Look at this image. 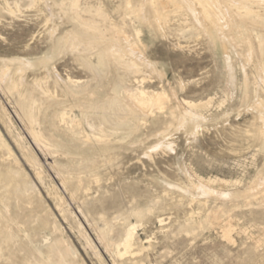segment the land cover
Listing matches in <instances>:
<instances>
[{"label":"rangeland","instance_id":"1","mask_svg":"<svg viewBox=\"0 0 264 264\" xmlns=\"http://www.w3.org/2000/svg\"><path fill=\"white\" fill-rule=\"evenodd\" d=\"M62 1L70 0H0V69L22 67L28 85L40 78L51 97L39 90L33 94L34 113L39 111L41 124L35 126L55 122L54 142L45 147L34 144L16 95L0 84V158L8 156V149L10 158H17L12 165L0 162V183H6L0 184V217L4 218L0 219V264H60L52 249L59 241L62 249L69 247L65 264H101L86 238L111 264L115 254L99 239L105 223L111 242L126 226H135V244L147 264H264V48L262 54L256 52L255 37L264 41V23L250 25L254 51L245 60L246 45L224 43L215 33H198L185 21L188 17L178 13L170 14L161 29L127 16L125 30L132 42L138 43L139 30L142 65V71L129 75L122 66L98 63L94 51L86 52L84 58L92 61L86 67L75 52L53 55L50 29L57 28L56 34L79 30L70 11L57 7ZM79 1L83 6H100L114 22L123 23V0ZM262 4L252 5V11L262 12ZM49 58L52 61L43 67L40 60ZM67 76L93 90L83 100L82 114L72 99L54 102ZM55 78L61 83L57 85ZM136 87L163 89L168 97L164 108L120 125L116 117H124L126 111L115 115L116 111L111 114L106 109L103 116L101 105L113 99L114 92L122 97L126 89ZM187 101L204 105L191 108ZM63 107L68 120L80 122V131L90 142L64 133L54 119ZM189 113L196 119L183 122ZM99 133L109 140L99 142L100 146ZM30 156L35 163L28 161ZM15 172L18 176H13ZM63 181H69V191ZM201 186L211 192L200 191Z\"/></svg>","mask_w":264,"mask_h":264},{"label":"bare ground","instance_id":"2","mask_svg":"<svg viewBox=\"0 0 264 264\" xmlns=\"http://www.w3.org/2000/svg\"><path fill=\"white\" fill-rule=\"evenodd\" d=\"M31 2H34L36 0H29ZM262 4L264 5V0H123L122 4L120 5L123 9L124 13V20L123 23L120 22L116 23L113 21V19L110 18V16L102 10L100 6H83L80 4L79 0H70L68 3L65 1L61 2L60 4L57 5V7L60 10H63L65 13H67L66 10H69L67 14L72 17V21L75 22L79 27V30L76 28L67 30L63 32L62 34H56L57 28H52L50 29L48 35L51 40L52 44V50H53V55H62L66 54V52H72V53H77L82 60V64L84 67L91 65V62L86 56V52H91L94 51L98 57V63H107V64H114V65H119L122 66L129 75L130 73H138L141 70V63L140 58L138 57L139 55L141 56V53L139 52L140 47L139 44L140 40L138 38L139 30L136 31V40H138V43L132 42L127 35V30H125V20L127 16L129 18H134L138 19L139 22H153L151 23L152 25L155 24L158 29H161L162 24L166 23L167 17L174 13L177 15H183L184 18L188 17V19H185V21H189L188 26L190 28H193L196 32L198 33H215L216 35L219 36L220 38L225 42H229L231 44L235 45H246L247 46V53L242 55L244 59H248L250 52L254 51L251 45H250V40L251 38L253 39V35L250 32V25H256V24H263L264 23V10L262 7V12H255L252 11L251 6L257 5V4ZM119 6V5H118ZM117 6V7H118ZM119 6V7H120ZM252 6V7H253ZM261 7V5H258ZM9 8V7H8ZM254 8V7H253ZM104 9V8H103ZM255 9V8H254ZM59 10V11H60ZM10 12H13L11 9H9ZM61 12V11H60ZM59 12V14H60ZM13 14V13H12ZM66 14V16H67ZM63 15V14H62ZM175 15V16H176ZM69 17V16H68ZM70 17V18H71ZM121 17V16H120ZM67 18V17H66ZM180 18V17H179ZM70 20V19H68ZM179 20V19H178ZM168 22V21H167ZM169 24V23H168ZM187 24V25H188ZM150 25V24H148ZM151 25V26H152ZM181 24L180 26H182ZM186 25V24H185ZM184 25V26H185ZM252 26V27H253ZM166 27V26H165ZM186 27V26H185ZM184 27V28H185ZM250 27V28H252ZM256 27V26H255ZM259 27V26H257ZM192 29V30H193ZM254 29V27H253ZM252 29V30H253ZM165 30V29H164ZM181 30H183L181 28ZM193 30V31H194ZM189 31V30H188ZM188 31H185L184 33H188ZM195 32V33H196ZM190 33V31H189ZM192 33V31H191ZM181 34V33H180ZM197 35V33H196ZM211 35V34H210ZM212 36V35H211ZM255 36V35H254ZM257 38V48L256 52H259L262 54L263 48H264V41L261 39L260 36H255ZM48 38V37H47ZM133 38V37H132ZM134 39V38H133ZM132 39V40H133ZM223 44V43H222ZM245 47V46H244ZM254 47V46H253ZM139 48V49H138ZM226 49V48H225ZM50 51V50H49ZM70 53V54H72ZM255 53V52H254ZM258 53V55H259ZM48 54V53H47ZM89 54V53H88ZM91 54V53H90ZM260 54V55H261ZM75 55V56H76ZM44 58V57H43ZM90 58V57H89ZM144 58V57H143ZM96 59V58H95ZM4 60V59H3ZM2 60V61H3ZM17 60V59H16ZM15 60V63H16ZM20 60V59H19ZM97 60V59H96ZM18 61V60H17ZM40 64L43 65V67L47 68V64L52 61V58L46 59L44 61L40 60ZM80 61V60H78ZM143 60H141L142 62ZM81 62V61H80ZM144 62V61H143ZM7 63V62H6ZM11 63V62H10ZM14 63V61H13ZM28 63V62H27ZM145 63V62H144ZM20 66L23 63H18ZM25 64V63H24ZM143 64V63H142ZM14 65V64H13ZM27 65V64H26ZM33 65V64H32ZM40 65V67H41ZM86 65V66H85ZM50 66V65H49ZM118 67V66H117ZM22 68V67H21ZM21 68L18 66L13 69H0V84H5L7 89L12 92L13 94L16 95L17 97V102L19 103V106L21 108V111L25 115V119L28 120L29 122V127H28V132L29 136L34 144L37 146H50L52 140L54 131H55V122L48 121L50 124L49 126H41L43 128H37L35 125H39V120L38 117L40 116V113L37 112L35 115L34 113V108L33 105L35 103V99L33 94L35 93L36 90H39L45 97L51 95H48L47 88L44 87L42 84V81L40 78L33 79L32 84L28 85L26 81H24V74L21 73ZM94 69L93 67L90 69ZM263 70V69H262ZM259 71V70H258ZM23 72V71H22ZM99 72V71H98ZM260 72V71H259ZM264 73V72H263ZM135 76V75H134ZM138 76V75H137ZM34 78V77H33ZM36 78V77H35ZM122 79V78H121ZM144 79L143 77L138 80V83H142ZM55 82L58 85V83H61L57 78H55ZM136 80V79H135ZM137 81V80H136ZM60 85V91L59 94H55L54 102L55 103H64V101H68V99H72L76 106L80 109L81 114L84 113V106L83 103L85 100V97L89 91V85L83 82H80L78 79H73L70 76H67L65 80H62V83ZM47 86V85H46ZM53 86V85H52ZM55 86V83H54ZM2 87V86H1ZM3 88V87H2ZM56 88V86H55ZM5 90V89H4ZM114 90V89H113ZM125 90V89H124ZM93 91V90H92ZM91 91V92H92ZM91 92L89 94H91ZM56 93V92H55ZM115 97L111 99L107 104L101 105V109L103 110V116L105 115L106 109L109 110L108 112H115V115L117 111H126L124 112L125 115L124 117H116V124H124L125 121H128L131 119V121H135V119H140V116H145L147 115L148 112L153 113V109H162L164 108V105L167 102V95L163 89L161 90H148L145 89L144 87H136L134 89H126L124 95L122 97H116V92ZM51 94V93H50ZM54 94V93H53ZM88 94V95H89ZM94 94V93H93ZM97 94V93H96ZM95 94V95H96ZM92 96V95H90ZM101 96V95H100ZM42 97V95H41ZM40 97V98H41ZM112 97V96H111ZM39 98V97H38ZM52 99V98H51ZM43 100V98L41 99ZM50 100V99H49ZM48 100V101H49ZM53 100V99H52ZM47 101V100H46ZM87 101V99H86ZM53 102V101H52ZM53 102V103H54ZM49 103V102H48ZM188 106L191 108H199L203 107V103H194L191 101L186 102ZM261 103V102H260ZM37 105V103H35ZM40 104V103H39ZM73 104V103H72ZM87 104V103H86ZM89 104V103H88ZM99 104V103H98ZM264 104V102H263ZM35 106V105H34ZM45 106V104H44ZM48 106V105H47ZM46 106V107H47ZM56 106V105H55ZM66 106V105H65ZM69 106V105H68ZM74 106V104L72 105ZM71 106V107H72ZM95 109L98 111L100 109V106L98 105H93ZM39 107V106H38ZM42 107V106H41ZM70 107V108H71ZM54 108V107H53ZM61 108V107H60ZM63 107L60 112L55 114V118L57 122H59V126H63V131H66L64 133L69 134L71 137L76 138V136H79V138L83 137L84 140L88 143L89 139L87 136H83V132L80 130V122H77V120H68L69 118L66 116L67 112L66 109ZM68 108V107H67ZM42 109V108H41ZM92 109V108H91ZM93 108V110H95ZM38 110V109H37ZM46 110V109H45ZM92 110V111H93ZM105 110V111H104ZM155 110V109H154ZM195 110V109H194ZM42 111V110H40ZM48 111V109L46 110ZM45 111V112H46ZM54 111V109H53ZM70 111V109H69ZM68 111V112H69ZM96 111V112H97ZM95 112V111H94ZM105 112V113H104ZM111 114H114L112 113ZM55 113V112H54ZM100 113V112H98ZM97 113V114H98ZM195 113V112H194ZM47 114V112H46ZM45 114V115H46ZM50 114V113H49ZM110 114V113H109ZM119 114V113H118ZM172 114V113H171ZM191 113L187 114L186 116L184 115L182 117V121H190L192 122L196 119V117L190 115ZM5 115V114H4ZM49 116V115H48ZM92 116V115H91ZM115 117L114 115H112ZM107 117V116H106ZM190 117V118H189ZM262 117V116H261ZM24 118V117H23ZM50 119V118H49ZM53 119V116L52 118ZM115 119V118H114ZM113 119V120H114ZM180 119V118H179ZM3 120V119H2ZM43 120V119H42ZM48 120V119H47ZM80 120V119H79ZM111 121V120H110ZM130 121V122H131ZM43 122V121H41ZM123 122V123H122ZM129 122V121H128ZM138 122V121H137ZM133 123V122H132ZM135 123V122H134ZM127 124V123H126ZM192 124V123H191ZM27 125V124H26ZM41 125V124H40ZM39 125V126H40ZM93 125V124H91ZM131 125V123H130ZM137 125V123H136ZM58 126V125H57ZM56 126V127H57ZM129 126V125H128ZM25 127V126H24ZM93 127V126H92ZM134 127V126H133ZM58 128H56L57 130ZM122 129V128H121ZM128 129V128H127ZM137 129V128H136ZM260 129V128H259ZM91 130V128H90ZM98 130V129H97ZM62 131V132H63ZM85 131V130H82ZM89 131V130H88ZM95 131V129H94ZM100 131V130H98ZM132 131V130H130ZM258 131V130H257ZM49 133V134H48ZM63 133V134H64ZM258 133V132H257ZM50 136V138L46 137V135ZM260 134V133H259ZM68 135V136H69ZM81 135V137H80ZM65 136V135H64ZM63 137V136H62ZM90 137V136H89ZM55 138V137H54ZM59 138V137H58ZM82 138V139H83ZM72 140V138L70 139ZM94 140V139H93ZM108 140V137L106 135H103L102 133L98 134V138H96V141L99 142H106ZM21 141V140H20ZM67 141V140H66ZM76 141V140H75ZM82 141V140H81ZM109 141V140H108ZM51 142V143H50ZM90 142V141H89ZM60 143V142H59ZM115 143V142H114ZM6 144V143H5ZM97 144V143H96ZM102 144V143H101ZM0 145L3 146V141L1 140L0 136ZM79 145V144H78ZM6 146V145H5ZM44 146V147H45ZM96 146V145H95ZM100 146V143H99ZM61 147V146H59ZM58 147V148H59ZM92 147V146H91ZM3 148V147H1ZM38 148V147H36ZM103 148V147H101ZM105 148V147H104ZM85 149V148H83ZM97 149V147H96ZM4 150V149H1ZM56 150V149H54ZM59 150V149H58ZM45 151V150H44ZM49 151V150H48ZM6 154L7 150L5 149ZM46 152V151H45ZM76 152V150H75ZM105 152V151H104ZM109 152V151H108ZM112 152V151H111ZM2 153V151H1ZM67 153V152H66ZM97 153V151H96ZM95 153V154H96ZM5 154V155H6ZM50 154V153H49ZM52 154V153H51ZM68 154V153H67ZM79 154V153H77ZM102 154V153H101ZM66 155V154H65ZM91 155V154H90ZM99 155V154H98ZM60 156V155H59ZM67 156V155H66ZM94 156V155H93ZM2 159L0 160L1 163H6V164H11V163H17V158L16 156L11 159V153L10 150L8 149V156L3 157L1 156ZM90 158V157H89ZM79 159V158H78ZM95 160V159H94ZM28 161L31 163H35V159L30 156L28 158ZM90 161V160H89ZM92 163H94L92 161ZM100 163V162H99ZM69 164V163H68ZM72 164V163H71ZM12 165V164H11ZM89 165V164H88ZM35 166V165H33ZM10 167V166H9ZM13 167V166H12ZM16 167V166H14ZM18 167V166H17ZM30 167V166H29ZM92 167V166H91ZM6 169V167H5ZM17 169V168H16ZM65 169V168H64ZM68 169V168H67ZM77 169V168H76ZM94 169V168H93ZM0 168V172H1ZM9 170V169H8ZM6 172H9V171ZM11 170V169H10ZM73 170V169H72ZM15 171V170H14ZM19 171V170H18ZM21 171V170H20ZM58 171V170H57ZM62 171V170H61ZM65 171V170H64ZM68 171V170H67ZM66 171V172H67ZM93 171V170H91ZM60 172V171H59ZM69 172V171H68ZM78 172V171H77ZM3 173V171H2ZM1 173V174H2ZM42 173V172H41ZM64 173V172H63ZM20 174V173H19ZM26 174V173H25ZM40 173L37 172L36 169V178H40L39 176ZM77 174V173H76ZM4 175V174H3ZM17 175L18 172H15L13 176ZM80 175V174H79ZM26 176V175H25ZM24 176V177H25ZM57 176V175H56ZM61 176V175H60ZM67 176V175H66ZM263 176V175H262ZM3 177V176H2ZM21 177V176H19ZM58 177V176H57ZM56 177V178H57ZM88 177V176H87ZM1 178V177H0ZM17 178V177H15ZM60 178V177H59ZM70 178V177H69ZM7 179V177H6ZM22 180L21 178H18V180ZM65 179V178H64ZM82 179V178H81ZM264 179V178H263ZM3 180V179H2ZM17 180V179H14ZM60 180V179H59ZM8 181V180H7ZM10 181V179H9ZM29 181V180H28ZM27 181V182H28ZM74 182L75 180L72 179ZM71 181V182H72ZM95 181V180H94ZM11 182V181H10ZM264 182V180L262 181ZM0 183V184H4ZM21 183V182H20ZM69 183V181H68ZM65 181L62 182V185L68 189L69 185ZM6 184V183H5ZM4 184V185H5ZM25 184V183H24ZM27 184V183H26ZM78 184V183H77ZM76 184V185H77ZM252 184V183H251ZM259 184V183H258ZM257 184V185H258ZM12 185V184H11ZM10 185V186H11ZM28 185V184H27ZM256 185V186H257ZM264 186V183L262 184ZM261 184L259 186L263 187ZM1 186V185H0ZM19 186L20 189V184L17 185ZM16 186V187H17ZM60 186V185H59ZM82 186V184H81ZM81 186L79 187L80 190ZM89 186V185H88ZM254 186V185H253ZM258 186V189H259ZM2 187V186H1ZM27 187V186H26ZM24 187V188H26ZM61 187V186H60ZM73 187V186H72ZM10 187H8L9 189ZM12 188V187H11ZM18 188V187H17ZM16 188V189H17ZM83 188V187H82ZM253 188V187H252ZM5 189V188H4ZM3 189V190H4ZM7 189V188H6ZM5 189V190H6ZM10 190V189H9ZM27 189H24L21 191L26 192ZM30 190V189H29ZM71 190V189H70ZM79 190V191H80ZM200 191L202 192H207L210 193L211 191L207 186H201L199 188ZM15 190H13L14 192ZM17 191V190H16ZM69 191V189L67 190ZM21 192V193H22ZM76 192V191H75ZM15 193V192H14ZM20 193V191H19ZM69 193V192H67ZM4 194V193H3ZM17 194V193H16ZM15 195V194H14ZM26 195V194H25ZM70 195V194H69ZM249 195V194H248ZM19 196V194H18ZM23 196V195H22ZM2 197V196H1ZM17 197V195H16ZM71 197V196H69ZM21 198V197H20ZM31 198V197H30ZM22 199V198H21ZM19 200V199H18ZM4 202V199H2ZM77 201V200H76ZM90 201V200H89ZM101 203V202H100ZM56 204V203H55ZM58 204V203H57ZM60 204V203H59ZM63 204V203H62ZM66 204V203H65ZM59 206V205H58ZM68 206V205H67ZM3 207V206H2ZM6 207V206H4ZM8 208V206H7ZM76 208V207H75ZM81 208V207H80ZM84 208V207H83ZM1 210V209H0ZM64 210V209H63ZM61 209V211L63 212ZM3 210H1L2 212ZM7 211V210H6ZM61 212V213H62ZM140 212V211H139ZM7 213V212H6ZM82 214V213H81ZM100 214V213H99ZM5 215V214H4ZM65 215V214H64ZM64 215H62L64 217ZM68 215V214H67ZM100 216V215H99ZM143 216V215H142ZM68 217V216H67ZM6 218V217H5ZM11 218V216H9ZM104 218V217H103ZM119 218V217H118ZM1 219V217H0ZM13 219V218H12ZM32 219V218H31ZM35 219V218H34ZM115 219V218H114ZM4 220V218H3ZM1 219V221L3 222ZM68 220V219H67ZM107 220V219H106ZM8 221V220H7ZM105 221V220H104ZM15 222V221H14ZM94 222V221H93ZM107 222V221H105ZM113 222V221H112ZM89 223V222H88ZM46 224V223H45ZM107 223L104 224V229L102 232L99 234V239L101 244H103V247H105L108 250H111L114 254L115 257L112 259L111 264H147L144 262V257L141 255V249L136 247L135 244V239H134V230L135 226L132 224L129 225L128 227H125L123 231L121 232L120 235H117L116 239H113V242L109 240L106 236V230L105 227ZM1 225V224H0ZM4 225H7L4 224ZM15 225V224H14ZM19 225V224H18ZM70 225V224H69ZM77 225V224H76ZM96 225V224H95ZM90 226V225H89ZM110 226V225H109ZM6 227V226H5ZM4 228V227H3ZM8 228V227H6ZM10 228V227H9ZM92 228V227H91ZM100 228V227H99ZM120 228V227H119ZM43 229V228H42ZM7 230V229H6ZM17 230V229H16ZM45 230V229H44ZM80 230V229H79ZM85 230V229H84ZM5 231V230H3ZM39 231V230H38ZM2 232V231H1ZM9 232V230H8ZM7 232V233H8ZM62 232V231H61ZM78 232V231H77ZM6 233V232H5ZM10 233V232H9ZM12 233V232H11ZM19 233V232H18ZM49 233V232H48ZM63 233V232H62ZM30 234V233H29ZM50 234V233H49ZM55 234V233H54ZM95 234V233H94ZM25 235V234H24ZM9 236V235H7ZM11 236V235H10ZM47 236V235H46ZM81 236V235H80ZM84 236V235H83ZM225 236V235H224ZM18 237V236H17ZM29 237V236H27ZM88 237V236H87ZM109 237V236H108ZM1 238V237H0ZM9 238V237H8ZM12 238V237H11ZM16 238V237H15ZM60 238V237H58ZM62 238V237H61ZM10 239V238H9ZM46 240V239H45ZM50 240V239H49ZM54 240V239H53ZM98 240V239H97ZM12 241V240H11ZM56 241V240H54ZM64 241V239H63ZM66 241V239H65ZM3 242L0 240V243ZM4 242H6L4 238ZM14 242V241H13ZM60 243V241H59ZM57 243L53 245V250L55 255H57V258L59 257L60 264H65L64 260L67 257V254L69 253V247H63L64 249L61 248V245ZM85 243L89 245V247L93 250L94 254L98 256V260L101 262V264H106L104 260H102L101 253L96 249L94 244L90 241V239L86 238ZM99 243V242H98ZM9 244V243H8ZM18 244V243H17ZM64 244V243H63ZM7 245V244H6ZM5 245V246H6ZM39 245V244H38ZM43 245V243H42ZM4 246V245H3ZM63 246V245H62ZM8 247V246H7ZM30 247V246H29ZM49 247V246H48ZM8 248H11L10 246ZM6 248V249H8ZM18 248V247H17ZM39 248V247H38ZM50 248V247H49ZM88 248V247H87ZM148 249V248H147ZM9 250V249H8ZM7 250V251H8ZM11 250V249H10ZM19 250V249H18ZM44 250V249H43ZM52 250V251H53ZM5 251V252H7ZM29 251V250H28ZM38 251V250H37ZM40 251V249H39ZM2 252V251H1ZM103 252V251H102ZM109 252V251H108ZM9 253V252H8ZM13 253V252H12ZM16 253V251H15ZM25 253V252H24ZM33 253V252H32ZM30 254V256L32 255ZM37 253V252H35ZM33 253V254H35ZM71 253V252H70ZM77 253V252H76ZM111 253V252H110ZM112 253V254H113ZM3 256V253H0ZM39 254V252L37 253ZM47 254V253H46ZM52 254V253H48ZM78 254V253H77ZM144 254V253H143ZM8 255V254H7ZM11 255V254H10ZM13 255V254H12ZM36 255V254H35ZM34 255V257H35ZM42 255V254H41ZM44 255V254H43ZM42 255V256H43ZM70 254H68L69 256ZM72 255V254H71ZM76 255V254H75ZM93 255V254H92ZM109 255V254H108ZM25 256V255H24ZM33 256V255H32ZM87 256V255H86ZM9 257V256H7ZM6 257V259H7ZM40 257V256H39ZM46 257V256H45ZM52 257V255H51ZM71 257V256H70ZM5 258V257H4ZM10 258V257H9ZM8 258V259H9ZM24 258H28L27 256ZM33 258V257H32ZM36 258V257H35ZM34 258V259H35ZM42 258V257H41ZM40 258V259H41ZM74 258V257H72ZM71 258V259H72ZM110 258V257H109ZM15 259V258H14ZM22 259V258H21ZM37 259H39L37 257ZM39 259V260H40ZM55 259V258H54ZM53 259V260H54ZM1 260V259H0ZM24 260V259H23ZM42 260V259H41ZM51 260V259H50ZM52 260V261H53ZM56 260V259H55ZM73 260V259H72ZM71 260V262H72ZM80 260V259H79ZM15 261V260H14ZM20 261V260H19ZM28 261V259H27ZM70 261V260H69ZM5 262V261H4ZM10 261H8L9 263ZM29 262V261H28ZM31 262V261H30ZM37 262V261H35ZM41 262V261H40ZM47 262V261H45ZM57 262V261H56ZM68 262V260H67ZM13 263V262H11ZM10 263V264H11ZM21 263V261H20ZM43 262H41L42 264ZM55 264V261L53 262ZM70 263V262H69ZM75 263V262H74ZM73 263V264H74ZM3 264V263H2ZM7 264V263H6ZM24 264V263H23ZM26 264V263H25ZM34 264V263H33ZM37 264V263H36ZM46 264V263H45ZM78 264V263H75ZM81 264V263H80Z\"/></svg>","mask_w":264,"mask_h":264}]
</instances>
